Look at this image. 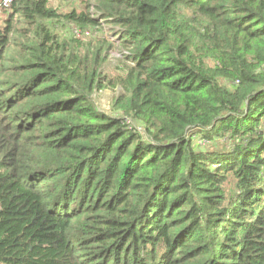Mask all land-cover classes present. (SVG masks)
I'll use <instances>...</instances> for the list:
<instances>
[{"label": "trees", "instance_id": "trees-1", "mask_svg": "<svg viewBox=\"0 0 264 264\" xmlns=\"http://www.w3.org/2000/svg\"><path fill=\"white\" fill-rule=\"evenodd\" d=\"M83 2L0 10V264H264V0Z\"/></svg>", "mask_w": 264, "mask_h": 264}, {"label": "rangeland", "instance_id": "rangeland-1", "mask_svg": "<svg viewBox=\"0 0 264 264\" xmlns=\"http://www.w3.org/2000/svg\"><path fill=\"white\" fill-rule=\"evenodd\" d=\"M83 1L84 0H49V3L63 15L72 10L78 13L84 10L85 4ZM3 15L4 14L0 13V26L2 25L1 21ZM77 28L63 18L55 23H51V30L53 33L65 39L71 38L73 32L76 33L77 36H81ZM85 34L87 37L81 41V47H78L82 52L87 49L91 51L92 48L98 47L104 43L103 46H101V51L106 54L105 63L100 68V76L103 77L101 86L97 87L91 96L96 110L110 116L124 118L129 125L134 124L139 126L140 124L138 121L124 113L121 107L124 97L128 93L121 82V79L124 77L121 64L124 61H121L119 44L111 41L112 37L109 34L107 35L106 29L103 31H95L89 28L86 30ZM115 41L117 40L115 39ZM142 134L146 136L145 132H142Z\"/></svg>", "mask_w": 264, "mask_h": 264}, {"label": "built area", "instance_id": "built-area-1", "mask_svg": "<svg viewBox=\"0 0 264 264\" xmlns=\"http://www.w3.org/2000/svg\"><path fill=\"white\" fill-rule=\"evenodd\" d=\"M12 1L13 0H0V10L3 8H7Z\"/></svg>", "mask_w": 264, "mask_h": 264}]
</instances>
